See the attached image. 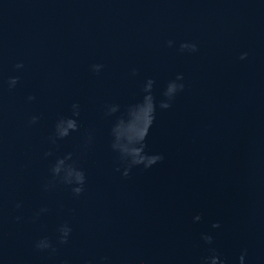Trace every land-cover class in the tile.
I'll list each match as a JSON object with an SVG mask.
<instances>
[{
    "label": "water",
    "instance_id": "obj_1",
    "mask_svg": "<svg viewBox=\"0 0 264 264\" xmlns=\"http://www.w3.org/2000/svg\"><path fill=\"white\" fill-rule=\"evenodd\" d=\"M212 256L264 264V0H0V264Z\"/></svg>",
    "mask_w": 264,
    "mask_h": 264
},
{
    "label": "clouds",
    "instance_id": "obj_2",
    "mask_svg": "<svg viewBox=\"0 0 264 264\" xmlns=\"http://www.w3.org/2000/svg\"><path fill=\"white\" fill-rule=\"evenodd\" d=\"M183 47H187V45H182V48H183ZM192 48H193V50H195V46H194V45L192 46ZM241 58L243 59V57H241ZM17 67H21V65H17ZM16 82H17L16 79L13 78V79L10 80V85H14ZM179 87L182 88L183 86L180 85ZM176 90H177V88H176ZM176 90H175V91H176ZM175 91H174V92H175ZM172 92H173V89H172V88L170 87V85H169V86H168V89H167V92H166L165 94L168 95V96H171V95H169V93H172ZM151 99H152V104H151V111H150V114H149V118H148V120L145 122V124L143 125L142 133H141V136H140V148H139V153H142V155L139 156V159H133V160L131 161V163H132L133 165L143 164L146 168H147V167H151L152 165H154L155 163H157L159 160L162 159V157L159 156V155H147V154H144V148H145L144 141H145V138L147 137L148 130H149V128L151 127V124H152V122H153V120H154L155 104H154V101H153V97H152V96H151ZM168 106H169L168 104H162V105H161V107H165V108L168 107ZM69 127L72 128V129H75L76 126H75V125H72V124L70 123V124H69ZM67 134H68V131L65 130V131L61 134V136L63 137V136H66ZM127 174H128V172H127V170H126V171H125V175H127ZM79 182H80V183L83 182V174L81 175ZM75 191L79 192V191H81V189L77 188ZM195 219H196V220H199L200 217L197 216V217H195ZM213 227H219V225H218V224H214ZM204 239H205L206 241H208L209 243L211 242V237H210V236H205ZM243 259H244V257L241 256V257H240L241 264H242V262H243ZM210 264H218V257H216V256H212V257L210 258Z\"/></svg>",
    "mask_w": 264,
    "mask_h": 264
}]
</instances>
